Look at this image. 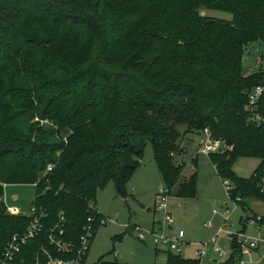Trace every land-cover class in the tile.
I'll return each instance as SVG.
<instances>
[{
    "label": "trees",
    "instance_id": "16d2710c",
    "mask_svg": "<svg viewBox=\"0 0 264 264\" xmlns=\"http://www.w3.org/2000/svg\"><path fill=\"white\" fill-rule=\"evenodd\" d=\"M257 43L264 46V0H0V260L31 220L6 211L4 185L38 184L35 202L49 217L16 260L34 264L41 247L51 249L59 212L76 240L89 217H100L90 208L100 190L114 182L128 196L148 143L172 192L180 125L209 128L232 146L210 158L243 210L246 200L264 202V121L252 124L246 112L264 73H243L245 50ZM242 157L261 161L249 178L233 171ZM196 179L177 195L194 192ZM167 252V264H201ZM236 253L223 264H235Z\"/></svg>",
    "mask_w": 264,
    "mask_h": 264
},
{
    "label": "rangeland",
    "instance_id": "374dc122",
    "mask_svg": "<svg viewBox=\"0 0 264 264\" xmlns=\"http://www.w3.org/2000/svg\"><path fill=\"white\" fill-rule=\"evenodd\" d=\"M200 12L206 17L232 20V15L227 12L208 9H201ZM263 50L264 46L258 43L247 47L243 57L244 76L256 73L257 57ZM177 129L181 138L177 142L178 150H174L170 157L174 165L180 167L181 176L177 185L171 188L169 211L173 221L170 226L174 230L172 235L179 230L185 232L188 246L180 254L172 253L183 259L198 260V248L210 242L223 227L227 233L220 239L219 248L230 250L229 234H238L243 229L241 219L245 221L248 216L255 214L264 217V202L246 200L244 205L248 211H245L242 206L231 201L224 180L218 174L210 155L198 154L200 132L189 131L185 125ZM197 158L198 164L195 166L194 160ZM260 164L257 158L242 157L234 164L233 171L242 178H249ZM194 172H197L196 190L179 197V184L189 181ZM164 186L152 147L148 143L140 167L127 185L128 196L124 198L118 195L114 182H110L97 193L96 201L92 202L91 206L105 217L107 223L95 233L86 264H167L168 252L161 247L157 249L152 236L147 235L146 241L142 242L128 228L136 224L150 227L153 222L161 227L163 215L156 211V204L160 200L159 191ZM35 192V187L31 185L5 186L4 200L8 208H16L27 214L35 199ZM246 224V234H258L254 227ZM165 232L170 233L168 230ZM224 262V259L220 260V264ZM201 264L215 263L207 257Z\"/></svg>",
    "mask_w": 264,
    "mask_h": 264
},
{
    "label": "built area",
    "instance_id": "2783aa9c",
    "mask_svg": "<svg viewBox=\"0 0 264 264\" xmlns=\"http://www.w3.org/2000/svg\"><path fill=\"white\" fill-rule=\"evenodd\" d=\"M257 71L264 73V50L263 53L257 57ZM264 96V82L254 87L249 91L247 96L246 112L250 123L261 124L264 121V117L259 113L260 101ZM200 145L198 148V154H222L228 150H232V146L222 139H215L213 133L209 128H205L199 133ZM53 171V166L48 168V172ZM226 189L228 190V196L234 203L236 201L232 199V184L229 180H224ZM35 189L38 186L37 183L31 185ZM260 191L264 194V176L262 177L260 184ZM171 196V190L167 187H163L159 191V202L156 204V211L163 215V222L161 227H157V223L154 222L150 227H144L141 225L128 226L137 236V238L145 242L147 235L152 236L153 242L157 249L160 247L163 250L180 254L186 246L185 232L179 230L175 234H166V230L174 231L171 223L173 221L172 215L169 211V198ZM239 200V199H238ZM5 203V200H4ZM6 205V203H5ZM93 210V207L90 205ZM7 212L12 215H24L30 218V224L26 231L23 233L15 234L11 240L7 243L2 253L0 264H17V256L22 253V249L31 241L38 238L45 229V221L48 219L49 214L42 206H38L34 199V204H31L30 211L27 214L19 212L16 208H8ZM98 213L95 209L93 210ZM216 212V211H215ZM228 213V211H227ZM99 214V213H98ZM98 219L89 217L87 224L79 235L78 239L72 240L71 235L67 229L69 221L64 211L59 212L58 221L51 227L48 242L49 247H41L37 254V258L34 264H86L87 257L89 255L91 244L95 233L96 225H106L107 220L101 214ZM227 221V219L225 220ZM252 227L258 231L264 232V217L260 215L248 216L246 221ZM210 227V225H207ZM227 231L225 228L219 229L216 236L208 243L200 246L196 252L198 260L200 262L207 257L210 259H224L227 261L236 253L238 255L235 264H264V235L250 236L246 234V231L242 229L238 234H229V240L231 243L230 250L219 248V241ZM236 245V247L234 246ZM20 264H29L25 260Z\"/></svg>",
    "mask_w": 264,
    "mask_h": 264
},
{
    "label": "crops",
    "instance_id": "0c3cea01",
    "mask_svg": "<svg viewBox=\"0 0 264 264\" xmlns=\"http://www.w3.org/2000/svg\"><path fill=\"white\" fill-rule=\"evenodd\" d=\"M197 161H198V158L196 159ZM5 186H7V185H4V187ZM3 200H4V197H3ZM34 201V200H33ZM32 201V202H33ZM32 204V203H31ZM247 209V211H248V208H246ZM99 213V212H98ZM100 214V213H99ZM102 215V214H101ZM255 215H258V214H255ZM103 216V215H102ZM104 217V216H103ZM154 223V222H153ZM157 223V222H156ZM242 226H243V229L246 231V229H247V225H245V224H241ZM172 229H173V227H172ZM255 229V228H254ZM256 230V232L258 233L257 235H254V236H260V237H263V235H264V232L263 231H258L257 229H255ZM169 231H170V233L169 234H171V232H173V231H171L170 229H169ZM185 239H186V234H185Z\"/></svg>",
    "mask_w": 264,
    "mask_h": 264
},
{
    "label": "water",
    "instance_id": "95a60500",
    "mask_svg": "<svg viewBox=\"0 0 264 264\" xmlns=\"http://www.w3.org/2000/svg\"><path fill=\"white\" fill-rule=\"evenodd\" d=\"M34 204V201L32 202V205ZM213 263L215 264H219L220 263V260L219 259H212L211 260Z\"/></svg>",
    "mask_w": 264,
    "mask_h": 264
}]
</instances>
